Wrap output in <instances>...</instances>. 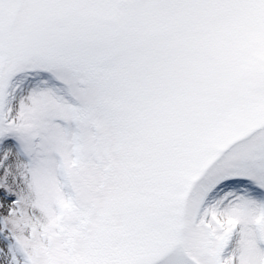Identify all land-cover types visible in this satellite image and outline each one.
<instances>
[{
	"label": "snow or ice",
	"instance_id": "6c2138e0",
	"mask_svg": "<svg viewBox=\"0 0 264 264\" xmlns=\"http://www.w3.org/2000/svg\"><path fill=\"white\" fill-rule=\"evenodd\" d=\"M0 264H264V0H0Z\"/></svg>",
	"mask_w": 264,
	"mask_h": 264
}]
</instances>
